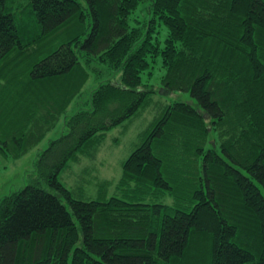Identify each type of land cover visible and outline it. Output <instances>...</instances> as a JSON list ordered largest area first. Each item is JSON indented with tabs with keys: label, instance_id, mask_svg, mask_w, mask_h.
Here are the masks:
<instances>
[{
	"label": "trees",
	"instance_id": "16d2710c",
	"mask_svg": "<svg viewBox=\"0 0 264 264\" xmlns=\"http://www.w3.org/2000/svg\"><path fill=\"white\" fill-rule=\"evenodd\" d=\"M150 103L113 193L72 197L67 161ZM62 116L43 176L0 198V264H264V0H0L1 151Z\"/></svg>",
	"mask_w": 264,
	"mask_h": 264
},
{
	"label": "rangeland",
	"instance_id": "374dc122",
	"mask_svg": "<svg viewBox=\"0 0 264 264\" xmlns=\"http://www.w3.org/2000/svg\"><path fill=\"white\" fill-rule=\"evenodd\" d=\"M151 70L153 74L147 77L143 73L142 79L145 83L154 85L156 88L159 83L157 75L161 73L159 63H154ZM97 81L93 74L89 75L82 87V95L79 100L86 99L90 90L97 85ZM156 91L152 95L155 101L162 103L176 99L190 101L187 92L163 94L158 89ZM75 110L76 103L74 100L69 105L66 115L70 116ZM155 112V104H148L146 109L123 120L122 123L110 130L95 134L84 152H78L75 159L67 161L58 178L71 191L72 197L88 199V193L93 194L100 188L105 189L102 190L103 195L109 196L113 193L112 187L122 173V160L141 142V133L146 129ZM65 132L66 127L62 116L52 129L47 131L44 137L22 156L18 158L7 157L0 149V198L23 187L30 181H37V178L43 176L46 161L37 164L39 154L47 147L51 139L57 138Z\"/></svg>",
	"mask_w": 264,
	"mask_h": 264
}]
</instances>
